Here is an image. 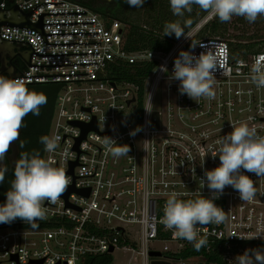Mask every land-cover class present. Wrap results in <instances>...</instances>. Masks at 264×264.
Here are the masks:
<instances>
[{
    "label": "built area",
    "instance_id": "1",
    "mask_svg": "<svg viewBox=\"0 0 264 264\" xmlns=\"http://www.w3.org/2000/svg\"><path fill=\"white\" fill-rule=\"evenodd\" d=\"M13 3L24 10L39 4L28 16L31 22H36L41 12L69 11L86 13H46L43 22L95 21L43 24L45 33L98 31L46 34L49 43L87 42L46 44L31 26L2 25V38L29 41L39 53H67L31 54L30 63H97L27 64L16 77L26 84L60 85L62 92L58 90L56 94L48 132L50 137H60L59 147L53 153L45 152L43 147V158L65 168L71 177L69 186L81 191L73 190L67 198L62 194L55 204L44 202L46 217L36 221L35 227L21 219L0 224V264H96L93 259L97 257H106L101 264H152L155 259L187 264L191 258L203 260L200 253L181 255L194 247L159 222L163 206L173 191L180 193L181 199L194 198L191 194L199 189L205 170L220 164L218 156H211L217 147L214 142L231 132L232 124L246 122L264 136V88H257L250 79L254 60L264 55V40L256 51L234 54L227 39L213 37L192 42L194 34L188 31L166 52L131 51L126 48L127 26L123 21L105 19L82 3L71 0H13ZM210 17L205 16L199 27ZM182 50L194 56L207 50L217 55L220 67L213 70V99L201 97L194 101L180 93L178 80L169 79L174 60ZM115 60L156 62L144 81L142 98L138 84L108 78L106 68ZM161 84V109H158L153 100ZM154 112L158 113L157 127L153 126ZM93 121L97 130L90 129L82 137V128L74 122ZM138 127L136 134L130 135ZM104 136L117 144H127L130 151L113 156L103 143ZM244 174L254 181L255 198L242 201L236 190L226 186L214 201L226 212L225 222L202 228L197 224L198 232L207 239L201 250L219 252L226 264H236V256L264 245V237L251 239L264 236V176L246 171ZM200 191L204 197L212 196L206 185ZM121 251L130 254L128 259L114 263L115 253ZM152 251L160 255H150Z\"/></svg>",
    "mask_w": 264,
    "mask_h": 264
},
{
    "label": "clouds",
    "instance_id": "2",
    "mask_svg": "<svg viewBox=\"0 0 264 264\" xmlns=\"http://www.w3.org/2000/svg\"><path fill=\"white\" fill-rule=\"evenodd\" d=\"M125 2L130 7H142L145 0ZM169 4L174 16L183 17L186 12L191 13L195 5L209 16L218 18L221 23L231 22L233 17H242L254 23L264 16V0H169ZM184 28L176 21L165 22L163 36L175 34L179 39L185 34ZM217 66L220 67L218 57L211 50L201 52L199 56L182 50L174 60V69L169 79L178 80L180 93L187 94L194 101L201 97L213 99V70ZM161 70L167 72L164 66H161ZM250 79L257 88H264V55L254 60ZM46 103L47 96L43 92L30 90L24 79L0 75V161L5 159L10 144L19 140L24 118L30 113L38 116ZM145 111L151 112L148 108ZM231 128V132L214 142L217 147L211 156H218L220 164L205 170L204 177L200 178L199 189L191 194L194 198L181 199V194L173 191L168 194L163 206L164 214L159 222L176 237L191 243L197 251L207 245V239L200 235L197 224L201 228L213 223L220 225L227 218L223 208L214 203L223 194L225 187L231 186L239 193L242 201L249 202L255 198L257 188L253 179L245 175L244 171L254 173L257 177L264 176V136L258 135L257 130L246 122L232 124ZM138 130L139 127L130 135H135ZM59 141V136L43 135L39 138V143L47 153L55 152ZM103 143L116 157L130 151L127 144H117L107 136L103 137ZM6 173L7 167L0 165V184L4 182ZM13 176L6 192V202L0 205V224H10L19 218L35 227L36 221L46 217L44 202L55 204L71 183L65 168L54 166V162L43 158L38 149L20 153ZM205 185L212 192L210 198L201 194L200 189ZM257 237L264 236L251 239ZM235 262L264 264V249H247L235 257Z\"/></svg>",
    "mask_w": 264,
    "mask_h": 264
},
{
    "label": "trees",
    "instance_id": "3",
    "mask_svg": "<svg viewBox=\"0 0 264 264\" xmlns=\"http://www.w3.org/2000/svg\"><path fill=\"white\" fill-rule=\"evenodd\" d=\"M82 3L91 8L105 19H118L126 24L125 43L128 50H153L157 52L168 51L177 40L175 34L163 36L165 22H179L185 24L189 29L192 28L199 20L204 18L208 13L201 11L198 6L193 5L191 13H185L183 17H177L172 14L169 0H145L142 7H130L125 0H71ZM247 21L242 17H233L231 22L221 23L218 18L210 17L200 27L199 31L193 35L191 41L194 42L203 38L222 37L229 41L232 50L240 49L242 53L256 51L260 48L264 40V32L252 33L248 35L229 34L227 36L228 26L239 22ZM256 21L263 22L264 16L259 17ZM155 61H137L130 63L124 60H115L110 63L106 70L109 78L116 82H131L140 86V96L144 93V81L155 67ZM34 87L35 91L52 93V111L48 122L42 133L48 135L55 98L60 85L54 83H33L26 84ZM46 95V94H45ZM31 113L26 117H30ZM42 154L43 157V145ZM16 220H19L17 218ZM264 249L263 244H259L256 249ZM192 253H200L206 264H226L219 252L197 251L195 248L181 253L182 256H190ZM96 264L106 262V257L94 258ZM104 264V263H103ZM106 264V263H105Z\"/></svg>",
    "mask_w": 264,
    "mask_h": 264
},
{
    "label": "flooded vegetation",
    "instance_id": "4",
    "mask_svg": "<svg viewBox=\"0 0 264 264\" xmlns=\"http://www.w3.org/2000/svg\"><path fill=\"white\" fill-rule=\"evenodd\" d=\"M3 3V5H2ZM11 6L10 0H0V27L5 10ZM6 42L0 37V75L11 78L16 72L22 71L27 63L26 57L29 47L24 43L10 44V46H1ZM30 90H34L33 86L26 85ZM39 92V91H38ZM43 92V91H41ZM47 96V103L41 107L38 116L31 114L30 117H25L24 126L20 130L19 140L13 141L8 152L5 154V159L0 161V165L7 167L4 182L0 184V205L6 202V192L10 187V182L14 178L13 169L15 162L19 159L20 153L24 151L31 152L33 149H38L42 154V147L39 143V138L45 129L49 116L52 111V93L49 90L44 93ZM22 145V146H21Z\"/></svg>",
    "mask_w": 264,
    "mask_h": 264
},
{
    "label": "water",
    "instance_id": "5",
    "mask_svg": "<svg viewBox=\"0 0 264 264\" xmlns=\"http://www.w3.org/2000/svg\"><path fill=\"white\" fill-rule=\"evenodd\" d=\"M10 2H13V0H10ZM44 3H51V2H44ZM39 5V4H37ZM33 6L29 9H20V7L18 6L17 3H13L9 9L5 10L3 15V20L1 21V26L2 25H13V26H20V27H28L31 26L29 28H35L39 34L41 35V37L43 38L44 42L46 44H64V43H87V42H58V43H49L47 41L46 38V34H63V33H85V32H98V31H82V32H49V33H45L43 30V24H48V23H84V22H95V21H73V22H43V15L46 13H86V11H69V12H41L37 15L38 20L36 22H31L28 19L29 14L36 8V6ZM182 26H184V33H187L189 31V28L183 24L180 23ZM1 37V36H0ZM2 38V37H1ZM6 43L4 45L1 46H10V44H15V46L17 47L19 43H24L26 46L29 47V51L27 53V57H26V63L29 66H37V65H59V64H78V63H97V62H75V63H54V64H38V63H30L31 60V54H44V55H48V54H67V53H39L37 51L34 50L33 46L31 45V43L29 41L26 40H18V39H8V38H2ZM16 40V42H12ZM91 42H100V41H91ZM29 43V45L27 44ZM71 53H92V52H71ZM19 74H22L21 71L16 72L13 76H11V78H16L17 76H19ZM63 74H78V73H63ZM42 75H58V74H42ZM24 76V75H23ZM25 76H38V75H25ZM109 78V77H108ZM75 80V79H74ZM61 81V80H59ZM46 82V81H44ZM32 83V82H30ZM75 124L79 125L82 130V137L85 136L86 132L90 129H94L97 130V125L95 123V121L91 122V123H87V124H83V123H76ZM153 126L157 127L158 126V113L154 112L153 115ZM80 140V138L78 139V141ZM76 164V162L71 164V168H70V172L73 169V166ZM81 191L78 189H75L73 185L68 186L67 190L63 193V195L65 196V198H67L68 194L73 191ZM37 223V222H35ZM150 255L153 256H158L160 255L159 252H150ZM152 264H169L168 261H163V260H153Z\"/></svg>",
    "mask_w": 264,
    "mask_h": 264
},
{
    "label": "rangeland",
    "instance_id": "6",
    "mask_svg": "<svg viewBox=\"0 0 264 264\" xmlns=\"http://www.w3.org/2000/svg\"><path fill=\"white\" fill-rule=\"evenodd\" d=\"M206 16H209V14H207ZM203 20V18L201 20H199L192 28L189 29V31L192 32V34H196L199 29H200V23ZM262 33L264 32V21L263 22H254V23H249L248 21H244V22H239L237 24H232L230 26H228V31H227V36L229 34H242L244 33V35H248V34H252V33ZM234 54H240V49H237L236 51L234 50ZM149 82H147L148 84ZM166 83V81H164V84ZM161 89H162V84L160 85V87L158 88V92L156 94V97L153 100V104L155 107H157L158 109H161V101L159 100V96L161 94ZM60 91V90H59ZM58 91V92H59ZM57 92V93H58ZM62 90L59 92L61 93ZM164 92V91H163ZM164 94V93H163ZM54 111H55V104H54V109H53V115H54ZM129 253H122L121 252H116L114 255V263H121L125 260L128 259L129 257ZM171 264H176V262H171ZM187 264H206L204 260L201 259H195V258H191L188 259ZM212 264H217V263H212Z\"/></svg>",
    "mask_w": 264,
    "mask_h": 264
}]
</instances>
